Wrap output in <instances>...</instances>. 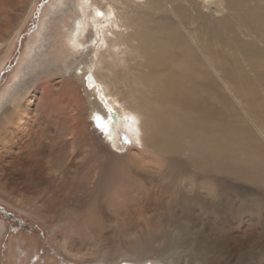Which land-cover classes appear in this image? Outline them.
Wrapping results in <instances>:
<instances>
[{
	"label": "bare ground",
	"instance_id": "bare-ground-1",
	"mask_svg": "<svg viewBox=\"0 0 264 264\" xmlns=\"http://www.w3.org/2000/svg\"><path fill=\"white\" fill-rule=\"evenodd\" d=\"M36 1L0 0V65ZM85 1L84 18L75 24L83 28H69L73 49L61 64L50 58L30 66L0 103V175L28 190L48 189L22 198L0 184V197L40 221L67 218L75 224L76 238L56 234L74 259L87 255L85 247H108L94 263L258 264L264 237L254 236L255 217L240 226L244 207L237 198L261 196L242 191L229 175L254 171L263 177L264 149L245 129L210 118L192 87L198 75L210 85L197 64L186 58L173 72L176 51L187 47L173 20L182 8L171 6V15L160 16V0L147 9L137 0ZM123 12L134 15L127 20L133 32L119 52L91 59L92 32L84 44L89 46L79 50L92 19L113 15L120 21ZM212 24L205 16L204 27ZM97 115L101 131L92 121ZM122 129L133 138L129 145L117 143ZM260 225L264 234V221Z\"/></svg>",
	"mask_w": 264,
	"mask_h": 264
},
{
	"label": "rangeland",
	"instance_id": "rangeland-1",
	"mask_svg": "<svg viewBox=\"0 0 264 264\" xmlns=\"http://www.w3.org/2000/svg\"><path fill=\"white\" fill-rule=\"evenodd\" d=\"M82 1L86 2L36 1L24 27L12 41L8 57L0 65V103L4 99H10L30 66L40 62L42 64L50 58L61 64L64 54L69 53L67 50L73 49L70 34L68 36L70 29L83 28L75 25L79 19L84 18ZM151 1L137 0L136 5L147 9V3ZM212 1L207 6L200 0H160V3L163 2L160 16L171 15V6L182 8V15L174 16L173 20L187 47L176 51L173 72L181 71L180 61L186 58L197 64L199 72L210 85H204L203 79L198 75L192 87L199 102L206 107L210 118L214 122L230 124L235 131H239L238 128L245 129L264 149V55L252 53L243 45V42H248L264 52V0H219L222 8L216 3L218 0ZM105 3V0H99L100 5ZM128 6L131 7L132 3H128ZM121 7L127 8V5ZM91 11L93 12L92 9ZM122 15L124 18L119 17L120 21H116L113 15H110V18H99L96 22L92 19V25H88L83 31L85 36L78 44L79 50L84 51L86 46H89L84 44L87 35L92 32L94 40L91 59H100L102 56L119 52L124 37L133 32L131 22L127 20H132L134 15H129L128 12H123ZM205 16L214 19V24L204 27ZM81 56L82 53L76 55ZM101 120L98 115L92 119L95 128L100 131L105 128L101 125ZM122 130L117 143L121 145L126 142L129 145L133 138L125 129ZM207 166L213 169L215 162L210 161ZM229 177L242 191L250 188L260 194L261 199L256 198L257 201H249L245 194L237 198V203L241 201L240 204L244 207L240 212L242 225L241 222L239 225L247 227L249 218L255 217L257 231H254V236L264 237L263 231L259 230L264 221V176L261 177L254 171H244ZM256 178L260 179L259 184L256 183ZM0 184H3L8 192L19 190L22 198L48 189V186H34L28 190L22 181H12L1 175ZM254 210L257 213H254ZM258 212L262 217H258ZM0 226V264H96L94 262L101 261L109 251L108 247H85L83 249L87 251V255H80L77 259L68 256L57 243L56 234H66L64 240L75 237V224L67 218L58 222H55L54 218L40 221L17 210L16 206L2 197ZM256 261L258 264H264V256L258 254Z\"/></svg>",
	"mask_w": 264,
	"mask_h": 264
}]
</instances>
